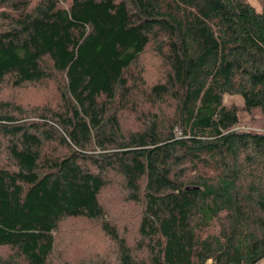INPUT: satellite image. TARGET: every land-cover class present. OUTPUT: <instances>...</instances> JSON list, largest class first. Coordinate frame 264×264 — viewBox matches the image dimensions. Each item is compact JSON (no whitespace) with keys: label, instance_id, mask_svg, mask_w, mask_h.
Returning <instances> with one entry per match:
<instances>
[{"label":"trees","instance_id":"obj_1","mask_svg":"<svg viewBox=\"0 0 264 264\" xmlns=\"http://www.w3.org/2000/svg\"><path fill=\"white\" fill-rule=\"evenodd\" d=\"M48 80L53 107L0 97V264L50 262L66 219L97 224L114 264L264 258V3L0 0V91ZM113 185L133 235L100 202Z\"/></svg>","mask_w":264,"mask_h":264},{"label":"rangeland","instance_id":"obj_2","mask_svg":"<svg viewBox=\"0 0 264 264\" xmlns=\"http://www.w3.org/2000/svg\"><path fill=\"white\" fill-rule=\"evenodd\" d=\"M35 0H31L34 3ZM63 5H67L69 0H61ZM255 6L257 10L261 8L264 0H247ZM145 68L143 75L146 82L159 77L160 73L159 60L147 53L144 58ZM55 84L53 81L39 82L35 84H26L24 87L11 88L4 87L0 91V97L10 99L19 103L25 108L32 107H53L56 101L54 92ZM222 102L226 105H236L240 108L241 100L237 95H224ZM241 123L260 124L261 117L257 112L252 115L245 114L239 109ZM126 127L133 128L136 126L135 119L127 114ZM100 202L107 212V217L115 227L125 236L133 235L134 222L138 215V207L122 199V195L115 189V186L109 187L99 195ZM61 227V229H60ZM54 256L51 257L47 264H114L112 256L114 253L113 245L99 231L98 225L93 224L85 219H66L59 225V231L55 236ZM104 263H100L101 259ZM206 261L205 264H209ZM256 264H264V258Z\"/></svg>","mask_w":264,"mask_h":264}]
</instances>
